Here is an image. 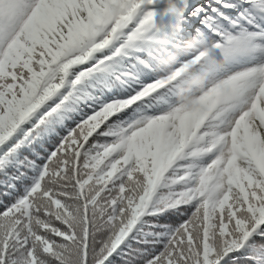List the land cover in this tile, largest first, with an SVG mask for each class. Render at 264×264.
Here are the masks:
<instances>
[{
  "label": "snow or ice",
  "instance_id": "1",
  "mask_svg": "<svg viewBox=\"0 0 264 264\" xmlns=\"http://www.w3.org/2000/svg\"><path fill=\"white\" fill-rule=\"evenodd\" d=\"M0 264H264V0H0Z\"/></svg>",
  "mask_w": 264,
  "mask_h": 264
}]
</instances>
